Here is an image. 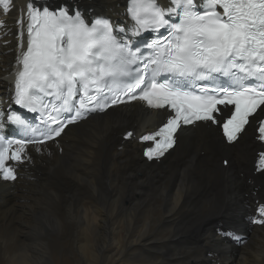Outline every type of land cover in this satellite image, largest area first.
Segmentation results:
<instances>
[{
  "label": "bare ground",
  "instance_id": "obj_1",
  "mask_svg": "<svg viewBox=\"0 0 264 264\" xmlns=\"http://www.w3.org/2000/svg\"><path fill=\"white\" fill-rule=\"evenodd\" d=\"M61 1L0 8V106L19 55L15 23L26 20L29 3ZM66 2L92 14L120 12L119 0ZM164 119L132 104L66 128L39 152L28 147L31 159L14 165L17 179L0 182V264H264L255 119L231 146L207 124L194 125L158 165L146 164L135 137ZM128 130L134 134L124 142Z\"/></svg>",
  "mask_w": 264,
  "mask_h": 264
},
{
  "label": "snow or ice",
  "instance_id": "obj_2",
  "mask_svg": "<svg viewBox=\"0 0 264 264\" xmlns=\"http://www.w3.org/2000/svg\"><path fill=\"white\" fill-rule=\"evenodd\" d=\"M0 8L10 12L11 0H0ZM127 14L130 28L104 17L89 23L67 6L27 5L26 20L17 21L26 24L27 42L20 44L12 101L38 115L0 110V119L19 130V138L0 134V178L17 179L8 162L30 160L29 145L39 152L88 113L135 100L171 110L157 131L141 137L154 143L144 153L149 160L173 147L181 125H219L231 143L258 109L264 113V0H169L167 8L129 0ZM145 32L157 35L142 46L134 42ZM219 105L234 106L227 119ZM256 132L264 142V119ZM256 167L264 172V151ZM257 210L264 218V205Z\"/></svg>",
  "mask_w": 264,
  "mask_h": 264
},
{
  "label": "rangeland",
  "instance_id": "obj_3",
  "mask_svg": "<svg viewBox=\"0 0 264 264\" xmlns=\"http://www.w3.org/2000/svg\"><path fill=\"white\" fill-rule=\"evenodd\" d=\"M38 1V0H37ZM64 2H66V0H63ZM67 3V2H66ZM39 4H41V3H39ZM222 168H223V166H221ZM257 219H255V221H256Z\"/></svg>",
  "mask_w": 264,
  "mask_h": 264
}]
</instances>
